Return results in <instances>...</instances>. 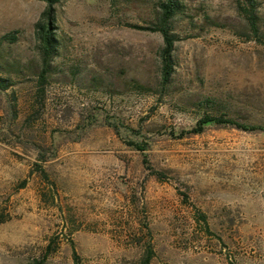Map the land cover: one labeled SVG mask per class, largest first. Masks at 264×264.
Listing matches in <instances>:
<instances>
[{
  "label": "rangeland",
  "instance_id": "obj_1",
  "mask_svg": "<svg viewBox=\"0 0 264 264\" xmlns=\"http://www.w3.org/2000/svg\"><path fill=\"white\" fill-rule=\"evenodd\" d=\"M158 1L56 5L59 47L39 92L46 5L0 0V77L11 81L0 90V264H32L48 246L44 264H140L147 248L149 264H264V133L186 134L206 99L211 111L264 126V0L260 42L236 0H179L166 90L161 37L132 26L148 27ZM126 129L149 144L162 180Z\"/></svg>",
  "mask_w": 264,
  "mask_h": 264
},
{
  "label": "trees",
  "instance_id": "obj_2",
  "mask_svg": "<svg viewBox=\"0 0 264 264\" xmlns=\"http://www.w3.org/2000/svg\"><path fill=\"white\" fill-rule=\"evenodd\" d=\"M43 2L45 10L42 13V19L36 24V36L39 43L40 57H41V69L38 75V89L39 92L43 91L44 84L48 78L51 62L56 57L59 47V42L56 35L55 28V7L63 0H36ZM236 12L239 17L243 19L246 27V34L249 39L255 41H261L262 38V25H261V8L259 0H236ZM185 15V7L179 0H160L156 3V7L153 10V17L148 27H139L132 25L133 28L148 30L152 33H156L161 37L162 47L159 53L160 63V90H166L170 83L174 73V61L173 52L175 43L179 40V36L175 33V21L178 17ZM11 34L3 36L2 40L10 39L14 40ZM11 86L10 79L0 77V90L4 91ZM129 88H133L136 92L154 93V89L140 85L137 81H132ZM161 91H159L160 94ZM214 108V102L206 99L201 104V109H204L196 120L194 127L186 134L201 135L207 126H214L219 129L229 128L245 133H264L263 125H251L239 122L238 120L229 116V114L223 110L211 111ZM117 136L123 134V125L119 123H108ZM127 136L126 144L133 150L138 152L141 156V161L144 168L155 176L157 180H162L164 174L157 172L150 162V146L144 140H138L139 133L131 129H126ZM184 135L181 134L182 138ZM36 171L45 179L47 175L43 171L41 165L36 164ZM181 196L186 200L187 196L181 193ZM186 202V201H184ZM196 221L202 223L203 227L208 230V225L205 215L197 212ZM50 252V246L46 248L42 259L34 260L32 264H44L45 257ZM74 253V252H73ZM76 258V255H74ZM153 253L151 249L147 248L140 261V264H149L152 260Z\"/></svg>",
  "mask_w": 264,
  "mask_h": 264
}]
</instances>
